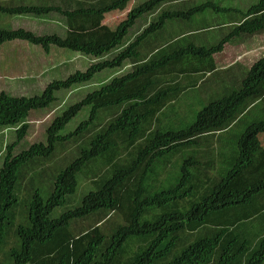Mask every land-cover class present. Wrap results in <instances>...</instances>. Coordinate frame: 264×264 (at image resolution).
Returning a JSON list of instances; mask_svg holds the SVG:
<instances>
[{
  "label": "trees",
  "instance_id": "1",
  "mask_svg": "<svg viewBox=\"0 0 264 264\" xmlns=\"http://www.w3.org/2000/svg\"><path fill=\"white\" fill-rule=\"evenodd\" d=\"M6 1L0 0V14L46 16L66 22L83 15L102 16L131 0ZM184 1L147 0L133 5L112 40L101 47L69 40L58 31L42 34L0 29V44L25 40L40 46L45 54L55 46L79 53L91 64L85 72L77 70L65 79H53L40 95L0 93V131L16 132V140L5 146L7 154L0 168V264H264V179L244 188L240 186L243 183H235L258 152L264 115L250 122L238 141L231 168L219 173L217 179L207 169L212 161L202 163L191 157L183 163L179 181L149 193L152 183H147L146 177L151 163L168 152L203 143L209 135L222 133L261 106L258 97L264 88V58L249 68L239 89L207 104L192 124L180 130L158 129L159 113L191 82L181 76L211 72L214 67L208 60L222 51L226 42L264 33V0H259L240 12L244 21L216 46L183 48L151 42L147 37L160 31L167 20L186 19L207 9L227 11L211 4L158 11ZM152 15L156 20L147 23ZM107 54L110 57L106 59ZM125 62L132 65L130 71L113 75L71 104L46 127V141H36L14 155L15 147L33 126L28 120L32 110L48 107L55 100V91L87 83L96 73L119 68ZM86 105H92L89 118L74 131L60 135ZM101 110L114 116L99 126L103 123L97 119ZM56 144L62 152L75 145L79 156L64 167H57L60 160L54 159V167L45 165L38 173L37 167L54 157ZM104 167L107 172L102 173ZM87 168L85 177L90 183L84 185L79 176ZM29 175H33L31 185L38 176L40 182L51 179L53 186L47 200L38 190L33 193L28 213L19 222L22 215L15 191ZM134 176L138 181L128 221L117 225L108 238L99 223L106 222L107 214L116 208V188ZM90 185L94 190L79 206L55 219L49 217L74 198L81 186L86 189ZM91 218H96L95 224L83 230V223Z\"/></svg>",
  "mask_w": 264,
  "mask_h": 264
},
{
  "label": "rangeland",
  "instance_id": "2",
  "mask_svg": "<svg viewBox=\"0 0 264 264\" xmlns=\"http://www.w3.org/2000/svg\"><path fill=\"white\" fill-rule=\"evenodd\" d=\"M147 0H136L135 5L142 4ZM259 0H225L226 6H233L237 4L239 6L248 7L252 4L257 3ZM204 0H201L197 4H190L186 9L194 7V5H201ZM45 6L47 3H41ZM131 5L119 7L117 12H110L102 16L94 15H83L75 18L66 19V22H60V19L50 20V17H18L13 19V16L0 14V29L1 30H13L19 27L29 28V31L33 33L40 32L53 33L61 32L69 40L77 39L83 44L93 43L95 47L104 46L106 43L112 40L115 34L117 26L125 20ZM117 13L120 14V18H116ZM214 14L208 10L205 15L196 16L191 23L185 25V20H171L167 21L166 25H173L179 27L180 32H184V38L180 39L179 43L175 44V47H183L189 44H199L201 46H213L224 38L228 37L233 31V27L228 25L231 20L223 19V15H218V21L223 19L220 24L227 23L225 26L220 28H214L207 32H200L198 34H189L188 32L201 27L207 28L208 24L215 26L217 21L213 18ZM233 20H238L235 14H232ZM5 19L7 22H3ZM155 20V19H154ZM11 24V25H10ZM178 30V31H179ZM28 31V32H29ZM45 31V32H44ZM263 35V34H262ZM174 37L168 26L165 27L163 35L160 39H151V42H159L164 44ZM235 39V38H234ZM13 42L7 43L4 47H0V93L2 91L12 92L13 94H19L20 96H33L41 94L45 89V86L50 83L53 79H65L71 73L81 70L85 72L89 67V61L86 60L79 53H70L69 50L59 49L55 46L50 47V53L44 54L40 46L24 43L26 46H20ZM28 43V44H27ZM159 46V45H157ZM234 43L228 45L225 53L227 60L234 59L239 55L237 61L249 65L247 70H244V76L249 71L258 59L264 58V37H253L251 40L246 42L240 47L239 53L234 54ZM238 49L237 47H235ZM246 51V53H245ZM165 53V51H164ZM24 58V62L17 57ZM149 55H147V58ZM190 58V57H189ZM188 59V58H187ZM131 66V65H130ZM240 64H236L232 69L240 67ZM126 71H130L128 62L124 63L123 66L115 69H106L103 72L96 73L92 80L82 85H75L73 89H60L55 91V100L50 105L43 109H35L31 111L29 116V122H32V128L28 131L27 135L14 149V155H18L23 151L24 148H28L30 144L36 141H46V127L50 124L52 119L61 114L63 110L86 97L87 94L101 86L104 80H107L113 75H122ZM230 71L218 70L214 73H202V74H188L187 78L181 76L185 81H191L185 91L182 92L181 96L174 102L168 103L163 110L159 113L158 129L163 130H180L183 129L195 120L196 115L210 102L213 100L220 99L230 92L239 89L244 77L240 78L238 82L236 78L232 79L229 75ZM180 81V76L177 77ZM182 82V81H181ZM184 83V82H182ZM258 101L261 106L260 109L254 108L250 113L244 115L239 121H237L232 127L223 131L220 134L209 135L207 140L201 144H196L186 149H181L178 152H168L158 158V161L151 163V173L147 175V183H152V187L149 190L150 194L163 190L169 185L176 183L181 178V168L183 163L188 158H199V161L209 162L212 161L213 165L210 164L207 168L211 177L218 178L219 173H225L227 169H230L238 152V141L246 128L253 120L261 118L264 115V88L261 89V93L258 97ZM92 105L84 106L73 118H71L63 129L59 131L60 135H65L71 131H74L78 125L87 120L91 113ZM101 110L98 116L99 121H103L99 126L105 125L106 121L113 118L114 114L109 111ZM262 115V116H259ZM7 130V129H6ZM14 129H9L3 133L0 131V168L3 165L4 158L7 154L5 146L9 142L16 140V132H10ZM98 130V129H96ZM95 130V131H96ZM45 136V137H44ZM260 145L258 152L252 156L251 166L243 173L241 177L235 183L241 184V187L247 186L249 183L264 179V132L258 134ZM37 138V139H35ZM44 138V139H43ZM84 146L89 147L88 143H84ZM55 155L50 162H44L43 166L37 167V172L41 173L44 170L45 165H51L57 160H60V164L57 167L66 166L69 162L75 160L79 155L76 153V146L70 145L67 151L62 152L60 144L55 146ZM126 158V156L124 157ZM167 166V172H164ZM54 167V166H52ZM88 168L84 170L83 174L79 176L83 180V184L90 183V180L86 178V172ZM53 169L49 170L52 173ZM107 172L102 169V173ZM33 175H29L24 181H20L16 188L15 194L17 196L19 207L18 210L21 212L19 222L24 219V214L28 213L29 203L33 193L38 190L42 199L47 200L52 190V180H46L45 182L35 179L34 185L29 184V179ZM86 178V179H84ZM138 179L136 176L125 181L122 185L116 188V197L118 199L114 212L107 214V221L102 224L101 228L107 234L109 238L112 232L116 229L117 225H121L128 221L129 214L132 210V199L134 191L137 187ZM243 187V188H244ZM92 189L91 185L86 189L82 186L79 188L77 195L71 198L70 201L64 205L57 207L50 214L51 219L59 217L63 212L79 206L83 200V197L90 192ZM96 218H91L83 223L82 229H89L95 224Z\"/></svg>",
  "mask_w": 264,
  "mask_h": 264
},
{
  "label": "crops",
  "instance_id": "3",
  "mask_svg": "<svg viewBox=\"0 0 264 264\" xmlns=\"http://www.w3.org/2000/svg\"><path fill=\"white\" fill-rule=\"evenodd\" d=\"M1 1H3V2H5V3H7V1L6 0H1ZM10 1H12V0H10ZM20 1H24L26 4H30L31 2H38V0H20ZM135 1L136 0H131L130 2H128L127 4H130L131 5V7L133 6V5H135ZM144 1V0H143ZM201 0H187V1H184V2H181V3H175V4H169V5H164V6H162L161 7V10L159 9L158 11L159 12H161V11H165V10H168V11H173V10H176V11H179V10H186V8H187V6L188 5H190V4H197L198 5V2H200ZM204 5V4H211L212 6H217V8H221V9H224V10H227V11H216V10H214V9H207V10H205V11H203V12H201V13H198V14H196L195 16H193V17H189V18H186V19H178V20H185L184 22H187V24L185 25V28L187 27V25L189 24V23H191L192 21H193V19L196 17V16H199V15H205L206 13H207V11L208 10H210V11H212L214 14H216V15H213V18H214V20H216L217 22L215 23V24H213V25H215V26H211V24H208V26H206L207 28H204V27H201V28H199V29H195V30H193V31H190V32H188L189 34H198V33H200V32H207L208 30H213L214 28H220V26H225V25H227V23H224V24H220V22L224 19V18H226V20H231L229 23H228V25H231V26H234L232 29L234 30L235 28H236V26H238V25H240L243 21H244V17H243V15L240 13V12H246L247 10H248V8L251 6H248V7H243V6H239L238 5V3L236 4H233V6H226V4H225V0H204V2L203 3H201V5ZM197 5H194V7H197ZM253 5V4H252ZM214 6V7H215ZM188 9H191V8H188ZM229 10H231V11H229ZM157 11V12H158ZM114 13L115 12H117V10H114L113 11ZM120 14L121 13H117V15H116V18H120ZM219 14H222L224 17H223V19H221V20H219L218 21V15ZM232 14H235L236 15V17L238 18V20H233V18H232ZM155 15V14H154ZM154 15H152V16H149L148 17V20H147V23H148V21L151 19V21H154V19H155V16ZM18 17H20V18H22V16H13V19H16V18H18ZM29 18V17H28ZM30 18H32V17H30ZM55 19H57V18H55ZM7 20H10V19H5V20H3V22H7ZM50 20H54V18H52V17H50ZM156 20V19H155ZM167 21H171V20H167ZM167 21H165V23H164V26H163V28L160 30V31H158L156 34H152V35H150V36H148L147 38L149 39V38H152V39H160V36L161 35H163V33H164V31H165V27L166 26H168V29L169 30H171V32L173 33V35H174V37L172 38V40H169L168 42H166V43H164V44H159V42H155L157 45H159V46H163V45H175V44H177V43H179V41H180V39H183L184 38V32H180L181 30H179V27H175L174 25H173V23H171V25H166V22ZM60 22H61V20H60ZM11 25V24H10ZM13 30H25V31H29V28H25V27H19L18 29H13ZM142 30V29H141ZM179 30V31H178ZM30 32H32V31H30ZM37 33H40V32H37ZM263 34V35H262ZM264 37V33H260V34H256V35H252V36H247V35H242V36H240V37H237V38H235V39H232L231 41H228V42H226L225 44H224V48H223V50L222 51H219V53H217V54H215L214 55V57L212 58V59H210V60H208L210 63H211V65H213V67H214V69L211 71V72H209V73H214L215 71H218V70H222V71H230V76H232V79H234V78H236L237 79V81L239 82L240 81V78H242V77H244L245 78V76H244V70H247V68H248V66L249 65H246V64H243V63H241V62H239V61H237L238 60V58H240L239 57V55L238 56H236L234 59H231V60H227L226 59V57H225V55H227L226 53H225V51H226V49H227V47H228V45L229 44H231V43H234V47H232L233 48V50H234V54L235 55H237L238 53H239V51H242V50H240V47L243 45V44H245L246 42H248L249 40H251L253 37ZM148 39H146L147 40V42H149L148 41ZM223 41V40H222ZM222 41H220V42H222ZM13 42H16L15 44H19L21 47L22 46H28V45H24V43H26V42H28V41H25V40H14V41H10V44L11 43H13ZM220 42H218L217 44H215V45H213V46H216V45H218ZM7 43H9V42H7ZM7 43H3V44H0V47L1 46H5ZM29 43V42H28ZM27 43V44H28ZM29 44H31V43H29ZM189 45H195V46H201V45H199V44H189ZM180 46V45H179ZM207 47V46H206ZM210 47H212V46H210ZM235 47H237L238 49H236ZM43 50V49H42ZM50 50L51 49H49V53H50ZM43 53H44V50H43ZM48 53V54H49ZM245 53H246V51H245ZM108 57H110V55H106V59L108 58ZM262 57H264V56H262ZM19 59L21 60V61H23L24 62V58H22L21 56L20 57H17V58H15V60L16 61H19ZM196 62V61H195ZM126 63V62H125ZM197 63V62H196ZM128 64H129V68H130V70H131V68H132V65L128 62ZM236 64H240L241 66L240 67H238V68H236V69H232L233 68V66L234 65H236ZM131 65V66H130ZM251 67V66H250ZM196 68H199L198 66H196ZM202 70V69H201ZM112 77H110V78H108L107 80H104V82L103 83H105L106 81H108V80H110ZM243 78V79H244ZM243 81V80H242ZM103 83H101V84H103ZM9 93H11L12 95H15V96H20L19 94H13L12 92H9Z\"/></svg>",
  "mask_w": 264,
  "mask_h": 264
},
{
  "label": "clouds",
  "instance_id": "4",
  "mask_svg": "<svg viewBox=\"0 0 264 264\" xmlns=\"http://www.w3.org/2000/svg\"><path fill=\"white\" fill-rule=\"evenodd\" d=\"M111 12H112V11H111ZM109 13H110V12H109ZM106 14H108V13H106ZM104 15H105V14H104ZM43 50H44V49H43ZM44 54H45V53H44ZM89 64H90V63H89ZM90 65H91V64H90ZM90 65H89V66H90ZM101 85H102V84H101ZM71 89H73V88H71Z\"/></svg>",
  "mask_w": 264,
  "mask_h": 264
}]
</instances>
